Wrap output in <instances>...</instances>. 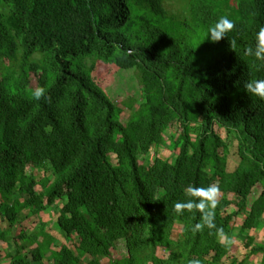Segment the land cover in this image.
Wrapping results in <instances>:
<instances>
[{
	"label": "trees",
	"instance_id": "1",
	"mask_svg": "<svg viewBox=\"0 0 264 264\" xmlns=\"http://www.w3.org/2000/svg\"><path fill=\"white\" fill-rule=\"evenodd\" d=\"M221 16L235 28L206 38ZM261 27L264 0H0L8 264H252L264 253L247 234L263 225L264 98L244 89L264 79V60L246 51ZM127 77L139 103L112 98ZM209 185L219 189L211 228L206 209H175ZM57 203L59 245L45 221L34 232L23 223ZM237 234L249 249L240 261Z\"/></svg>",
	"mask_w": 264,
	"mask_h": 264
},
{
	"label": "clouds",
	"instance_id": "2",
	"mask_svg": "<svg viewBox=\"0 0 264 264\" xmlns=\"http://www.w3.org/2000/svg\"><path fill=\"white\" fill-rule=\"evenodd\" d=\"M236 23L228 16H221L214 25L208 27L204 36L212 41H219L221 38L226 37V33L234 29ZM205 38V39H206ZM232 46H235V40L231 41ZM248 55H254L259 60H264V27H261L256 34V46L255 49L249 47L247 50ZM244 89L251 92L261 98H264V79H252L244 84ZM46 89L44 87H37L32 92L33 97L36 100L44 97ZM193 194L199 195L202 199L198 203L193 201L177 202L175 209L180 211L185 208H192L193 206L206 209L204 214V222L211 228L213 223V211L215 208L217 199L216 195L219 189L215 185H209L207 188H193ZM197 228H201L202 225L198 224ZM54 244V243H53ZM189 264H200L199 260H192Z\"/></svg>",
	"mask_w": 264,
	"mask_h": 264
},
{
	"label": "rangeland",
	"instance_id": "3",
	"mask_svg": "<svg viewBox=\"0 0 264 264\" xmlns=\"http://www.w3.org/2000/svg\"><path fill=\"white\" fill-rule=\"evenodd\" d=\"M87 64H89V66H90L91 61H88ZM101 70H102V68L98 67V74H100V75L102 74ZM110 81H111V79L108 77L105 82L107 83ZM36 84H37L36 76L35 75L30 76V86H35ZM137 89L138 88H137L134 80L132 78L127 77L123 81L117 83L114 86L113 91L111 90L110 93L112 94V98L114 99V101L116 103L122 104L123 103L122 101L129 100V97H131L135 102L139 103L141 101V97H140V93ZM128 113H129L128 109H125L124 115H128ZM218 131H220L219 128H218ZM222 135L225 136L224 134H222ZM159 151H160L158 153L159 156L167 158L168 156L171 155V153H168L167 151L164 152V148L160 149ZM113 160L115 161V158H113ZM146 161H148L147 158H146ZM238 161H239V157L237 155V143H236V141H232L230 143V155H229L228 170H232L237 165ZM30 220L31 219H25V220H23V223L25 225H27L26 226L27 229H30V230L36 229L39 225V219L38 218L32 219L31 220L32 222H30ZM41 220H44V218H42ZM4 223L6 224V227H8V223L0 220V225H2V227L4 226ZM6 227L4 229H6ZM175 230H177V228ZM179 232H180L179 230L175 231L174 236H176V234L178 235ZM6 244L8 245V249L4 248V245H6ZM123 244H124L123 241L117 242V249L113 250V253H112L113 258H118L119 256L123 255V253H124V252L122 253ZM10 248H13V250H10ZM238 249H239V247L237 246V255H239ZM2 251L4 253L7 252V255L3 256ZM15 251L16 250H15V246L13 243H11V242L5 243L4 241L0 240V255H1V260H2L1 264H8L10 253L15 252Z\"/></svg>",
	"mask_w": 264,
	"mask_h": 264
},
{
	"label": "crops",
	"instance_id": "4",
	"mask_svg": "<svg viewBox=\"0 0 264 264\" xmlns=\"http://www.w3.org/2000/svg\"><path fill=\"white\" fill-rule=\"evenodd\" d=\"M235 168V167H234ZM233 168V169H234ZM232 169V170H233ZM53 207V206H52ZM51 207V208H52ZM56 207V208H55ZM50 208V209H51ZM55 208V209H54ZM47 210L46 212H44L43 214L41 215H38V216H32V219H35V218H38L39 220H41L42 218H44L45 222H46V229H47V232L49 234H51L54 238H55V241H54V244H60L62 241H66L65 238L63 239L64 237V234L60 231V229L57 227V215H58V212H59V203H57L51 210ZM31 219V220H32ZM30 220V222H32ZM43 220V221H44ZM6 227V224L4 223V226L2 227V225H0V231L2 229H4ZM38 228V227H37ZM36 228V229H37ZM34 229V230H36ZM34 230L32 232H34ZM248 232V233H247ZM246 233L251 235L253 238H254V243L255 245H258V244H261V245H264V216H263V225H261L260 227L258 228H253V229H250L249 231H247ZM245 236L246 235H233L232 236V239L233 241L238 245L239 249H238V253H239V261L242 260L243 257L246 256V254L249 252V249L246 248L243 243H244V239H245ZM224 239H222L223 241ZM4 248L5 249H8V245H4ZM10 250H13V248H10ZM4 251V250H3ZM2 251V255L3 256H6L7 255V252L4 253ZM263 258H264V253L260 252L259 254H256L255 256H253V260L252 261V264H262V261H263ZM45 263V262H44ZM46 264V263H45Z\"/></svg>",
	"mask_w": 264,
	"mask_h": 264
}]
</instances>
